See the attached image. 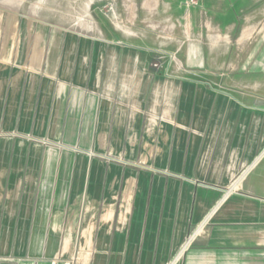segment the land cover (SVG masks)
I'll use <instances>...</instances> for the list:
<instances>
[{
    "label": "crops",
    "instance_id": "obj_1",
    "mask_svg": "<svg viewBox=\"0 0 264 264\" xmlns=\"http://www.w3.org/2000/svg\"><path fill=\"white\" fill-rule=\"evenodd\" d=\"M155 5L101 34L8 26L0 264H264V50Z\"/></svg>",
    "mask_w": 264,
    "mask_h": 264
},
{
    "label": "rangeland",
    "instance_id": "obj_2",
    "mask_svg": "<svg viewBox=\"0 0 264 264\" xmlns=\"http://www.w3.org/2000/svg\"><path fill=\"white\" fill-rule=\"evenodd\" d=\"M155 2L156 0H0V41L8 38V26L12 29L17 26L19 31L27 22L34 23V28L46 25L49 31L63 28L65 32L101 34L103 20H109L110 17L118 20L120 15L133 12L144 16L143 9H155ZM187 7L210 8L213 10L211 13L216 12V17L237 21L238 30L247 24L251 27L249 39L255 42V56L262 55L264 0H186ZM15 38L19 39V35ZM238 175L228 185V189Z\"/></svg>",
    "mask_w": 264,
    "mask_h": 264
},
{
    "label": "built area",
    "instance_id": "obj_3",
    "mask_svg": "<svg viewBox=\"0 0 264 264\" xmlns=\"http://www.w3.org/2000/svg\"><path fill=\"white\" fill-rule=\"evenodd\" d=\"M248 169V167L246 169H244L237 177V179L231 184V186L229 187L227 192H230L231 190L235 189V187L237 186V184L239 183V181L241 180V178L243 177V175L245 174L246 170Z\"/></svg>",
    "mask_w": 264,
    "mask_h": 264
}]
</instances>
